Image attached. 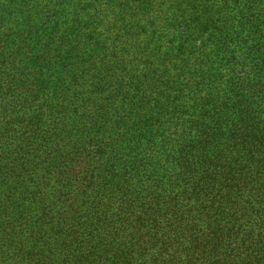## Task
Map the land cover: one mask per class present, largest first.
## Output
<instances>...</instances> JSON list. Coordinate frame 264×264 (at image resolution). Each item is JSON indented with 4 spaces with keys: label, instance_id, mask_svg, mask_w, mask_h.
Instances as JSON below:
<instances>
[{
    "label": "rangeland",
    "instance_id": "374dc122",
    "mask_svg": "<svg viewBox=\"0 0 264 264\" xmlns=\"http://www.w3.org/2000/svg\"><path fill=\"white\" fill-rule=\"evenodd\" d=\"M245 14L263 21L264 0H0V163L9 161L5 146L18 144L24 125L38 140L25 150L35 163L25 176L5 183L0 174V264H63L66 255L51 229L73 211L63 195L85 194L87 180L80 173L66 181L61 166L50 171L36 163L47 161L49 152L59 160L72 145L83 144L78 135L59 136L62 126H72L80 115L89 137L113 139L95 164L98 169L120 153L114 140L122 144V135L128 137L119 123L134 124L144 137L163 123L164 135L154 145L146 146L144 139L138 158L160 174L170 169L176 155L164 156L166 143L171 148L178 128L196 124L197 113L168 114L158 121L164 106L158 95L169 82L193 77L203 44L208 66L213 62L221 74L218 80L207 74L208 82H219L215 96L232 93L236 81L246 77L241 64L250 42L245 41L253 39L250 29L239 26ZM183 95V103L193 105V91ZM146 116L153 121L143 126ZM33 122H39L38 131Z\"/></svg>",
    "mask_w": 264,
    "mask_h": 264
},
{
    "label": "trees",
    "instance_id": "16d2710c",
    "mask_svg": "<svg viewBox=\"0 0 264 264\" xmlns=\"http://www.w3.org/2000/svg\"><path fill=\"white\" fill-rule=\"evenodd\" d=\"M241 19L246 22L239 26L250 29L253 39L245 41L250 42L241 64L246 77L236 81L232 93L215 96L219 82H208L207 74L213 80L221 74L213 62L208 66L203 44L204 57L193 77L182 84L169 82L158 95L164 104L155 116L158 121L168 114L197 113L196 124L178 128L171 148L166 143L169 155L164 156L176 155L169 170L160 174L138 158L144 139L146 146L154 145L164 135L163 123L145 137L134 124L119 123L117 128L128 137L122 135V144L114 140L120 153L108 156L101 169L95 164L113 139L89 137L81 115L72 126H62L61 138L75 134L83 137V144L72 145L59 160L49 152L47 161L36 165L50 171L61 166L66 181L80 173L87 180L85 194L63 195L73 211L51 229L66 255L63 264H264V20L259 23L248 14ZM175 87L179 91L172 94ZM186 89L193 91V105L183 103ZM149 121L153 118H141L143 126ZM29 124L34 131L40 128L39 122ZM8 125L4 129L11 135ZM24 127L18 144L5 146L11 153L8 162L0 163L5 183L25 176L35 164L25 150L38 140L29 134L28 124ZM83 196L87 198L76 208ZM10 197L9 192L6 199Z\"/></svg>",
    "mask_w": 264,
    "mask_h": 264
}]
</instances>
